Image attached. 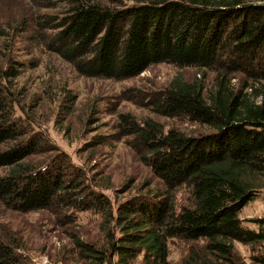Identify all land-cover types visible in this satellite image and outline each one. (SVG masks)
Segmentation results:
<instances>
[{
  "label": "trees",
  "instance_id": "trees-1",
  "mask_svg": "<svg viewBox=\"0 0 264 264\" xmlns=\"http://www.w3.org/2000/svg\"><path fill=\"white\" fill-rule=\"evenodd\" d=\"M29 0L37 6L33 37L81 76L123 80L157 63L213 73L203 81L174 77L150 93L154 114L205 126L196 135L164 130L151 118L118 114V132L160 181L113 207L86 184L42 130L14 114L0 82V205L44 210L72 220L77 211L101 217L99 241L75 239L83 264H170L168 240L202 241L182 264H234V241L264 264V217L243 225L241 209L264 188V0ZM183 187L187 197L176 202ZM71 218V219H70ZM212 260V259H211ZM0 264H33L16 242L0 239Z\"/></svg>",
  "mask_w": 264,
  "mask_h": 264
},
{
  "label": "rangeland",
  "instance_id": "rangeland-1",
  "mask_svg": "<svg viewBox=\"0 0 264 264\" xmlns=\"http://www.w3.org/2000/svg\"><path fill=\"white\" fill-rule=\"evenodd\" d=\"M55 1L53 8L38 10L29 0H0V82L9 93L15 116L42 130L66 154L69 163L83 173L81 180L87 179L86 184L100 189L113 207L139 192L161 191L160 181L129 147L128 138L120 136L118 114L128 112L138 121L151 118L160 122L165 131L175 128L196 135L205 126L185 118L154 114L143 102L174 77L203 81L209 90L214 74L205 77L195 68L157 63L123 80L78 75L33 37L37 32V10L60 15L66 9L63 0ZM3 172L0 169V175ZM263 191L264 188L251 200V207L261 209L260 217H264ZM175 194L177 204H183L186 189L180 187ZM60 218L44 210L18 212L0 205V239L16 242L33 264H83L74 241L101 240V217L84 210L73 214L69 222L60 223ZM248 219L244 218L243 225L257 229ZM198 245L202 241L168 240L169 263L182 264L190 248ZM233 245L234 264H253L249 246L237 241ZM205 257L213 264L221 263L209 254ZM141 258L139 255L135 264H142Z\"/></svg>",
  "mask_w": 264,
  "mask_h": 264
},
{
  "label": "crops",
  "instance_id": "crops-1",
  "mask_svg": "<svg viewBox=\"0 0 264 264\" xmlns=\"http://www.w3.org/2000/svg\"><path fill=\"white\" fill-rule=\"evenodd\" d=\"M263 195H264V191H263ZM253 201H249L248 204L242 209V211H240L241 213H239V216L241 218H243V219L244 218H254V217L260 218V216H261L260 214H262V211H261V209L254 208V206L251 207V204ZM242 213H243V215H242Z\"/></svg>",
  "mask_w": 264,
  "mask_h": 264
}]
</instances>
